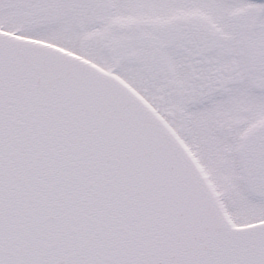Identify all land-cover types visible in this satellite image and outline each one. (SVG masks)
Wrapping results in <instances>:
<instances>
[{
  "label": "snow or ice",
  "instance_id": "1",
  "mask_svg": "<svg viewBox=\"0 0 264 264\" xmlns=\"http://www.w3.org/2000/svg\"><path fill=\"white\" fill-rule=\"evenodd\" d=\"M0 264H264V0H0Z\"/></svg>",
  "mask_w": 264,
  "mask_h": 264
}]
</instances>
